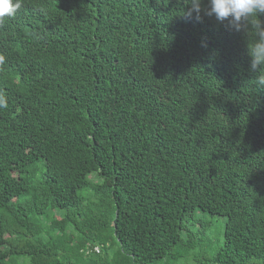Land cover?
Returning <instances> with one entry per match:
<instances>
[{"label":"trees","instance_id":"obj_1","mask_svg":"<svg viewBox=\"0 0 264 264\" xmlns=\"http://www.w3.org/2000/svg\"><path fill=\"white\" fill-rule=\"evenodd\" d=\"M208 7L22 0L0 23V264L8 238L30 264H264L255 35ZM199 213L227 218L218 245Z\"/></svg>","mask_w":264,"mask_h":264},{"label":"clouds","instance_id":"obj_2","mask_svg":"<svg viewBox=\"0 0 264 264\" xmlns=\"http://www.w3.org/2000/svg\"><path fill=\"white\" fill-rule=\"evenodd\" d=\"M191 8L188 15L201 12L202 0H187ZM209 7L205 10L208 16L215 15L218 21H228L229 27L239 31L247 28L255 35V39L248 45L249 55L252 57L251 69L259 75L258 84L264 85V0H208ZM22 7V0H0V23L6 18L13 17ZM6 62V57L0 54V66ZM7 107V99L0 95V108Z\"/></svg>","mask_w":264,"mask_h":264},{"label":"rangeland","instance_id":"obj_3","mask_svg":"<svg viewBox=\"0 0 264 264\" xmlns=\"http://www.w3.org/2000/svg\"><path fill=\"white\" fill-rule=\"evenodd\" d=\"M15 160H10L7 163V170L10 171L11 167L14 165ZM9 198L15 197L14 193H9L8 194ZM199 218L203 220H208L210 221L209 226L207 227L206 231L208 233V242H213L214 245H218L221 243L224 239V231H225V223L227 218L223 216H209V215H204L203 213L198 214ZM201 234L205 235L204 231H201ZM11 239L8 238V248H6L7 255H15L19 259L20 264H30L29 259L24 257L22 254V250L19 246H16L11 243ZM173 264H185V261H181L178 263H173Z\"/></svg>","mask_w":264,"mask_h":264},{"label":"built area","instance_id":"obj_4","mask_svg":"<svg viewBox=\"0 0 264 264\" xmlns=\"http://www.w3.org/2000/svg\"><path fill=\"white\" fill-rule=\"evenodd\" d=\"M94 249H95L97 252L100 251L99 247H95Z\"/></svg>","mask_w":264,"mask_h":264}]
</instances>
